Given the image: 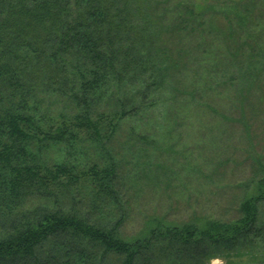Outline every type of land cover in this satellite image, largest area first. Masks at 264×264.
Instances as JSON below:
<instances>
[{
	"label": "trees",
	"instance_id": "trees-1",
	"mask_svg": "<svg viewBox=\"0 0 264 264\" xmlns=\"http://www.w3.org/2000/svg\"><path fill=\"white\" fill-rule=\"evenodd\" d=\"M262 133L264 0H0V264H264ZM216 138L251 162L234 216L128 232Z\"/></svg>",
	"mask_w": 264,
	"mask_h": 264
},
{
	"label": "rangeland",
	"instance_id": "rangeland-1",
	"mask_svg": "<svg viewBox=\"0 0 264 264\" xmlns=\"http://www.w3.org/2000/svg\"><path fill=\"white\" fill-rule=\"evenodd\" d=\"M193 1L199 8H205L207 0ZM51 103L54 114H57L62 110L64 101L57 98L51 100ZM190 136L195 140L203 137L202 133H193ZM261 136H264V133ZM262 141L261 148L264 150V137ZM236 142L239 153H242L245 146ZM193 148L202 157V167L199 171L184 172L183 169L179 170L180 167L170 170L156 169L157 172H153L154 176L140 181L139 187L143 189V195L138 194L131 204L130 220L126 227L128 232L139 230V226L148 216L161 213L181 221L195 214L204 215L206 212H213L225 219L234 216L239 203L235 197L240 190L234 189L233 186L247 180L252 173L251 162L246 161L243 156L233 155L234 152L228 150L226 141L222 140L214 142L213 146L209 145V148L203 146ZM53 155H57L56 149H50L48 153L50 157ZM218 263L226 264V261L218 257L211 262ZM241 263L252 264L245 259Z\"/></svg>",
	"mask_w": 264,
	"mask_h": 264
},
{
	"label": "built area",
	"instance_id": "built-area-1",
	"mask_svg": "<svg viewBox=\"0 0 264 264\" xmlns=\"http://www.w3.org/2000/svg\"><path fill=\"white\" fill-rule=\"evenodd\" d=\"M219 264V263H218Z\"/></svg>",
	"mask_w": 264,
	"mask_h": 264
}]
</instances>
